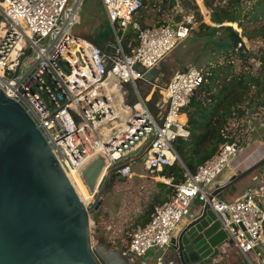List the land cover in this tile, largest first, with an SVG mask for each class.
<instances>
[{
	"label": "built area",
	"instance_id": "1",
	"mask_svg": "<svg viewBox=\"0 0 264 264\" xmlns=\"http://www.w3.org/2000/svg\"><path fill=\"white\" fill-rule=\"evenodd\" d=\"M83 1L0 0V90L24 107L66 176L74 171L81 179V171L102 158L104 176L110 173L127 179L140 165L146 177L164 182L161 172L181 163L173 143L189 137L184 111L207 81L206 70L193 66L176 70L164 89L151 86L144 73L158 66L188 37L196 24L195 12L184 14L177 23L168 17L157 26L141 27L132 18L145 9L144 0H100L115 39L108 45L114 53L107 54L74 34ZM206 15L208 18L210 13L206 11ZM119 31L136 38L129 53ZM111 80L128 86L137 97L136 112L129 114L128 121L119 111L123 101L115 94V86L108 85ZM139 82L150 88H142ZM153 89H159L162 101L160 119L149 111V97L144 99L140 94V90ZM262 116L259 120L263 125ZM235 129L234 124L228 129L235 140L222 144L195 174L186 171L184 181L173 186L169 200L154 209L145 225L136 228L123 252L127 258H142L152 250L162 253L183 218L192 217L191 208L197 200L201 206L208 204L245 258L254 256L252 262L246 259L247 264H264V195L258 199L255 190H247L235 200L213 197L208 201L212 196L209 187L224 170L233 167L243 150L244 138ZM261 139L264 142V134Z\"/></svg>",
	"mask_w": 264,
	"mask_h": 264
},
{
	"label": "water",
	"instance_id": "2",
	"mask_svg": "<svg viewBox=\"0 0 264 264\" xmlns=\"http://www.w3.org/2000/svg\"><path fill=\"white\" fill-rule=\"evenodd\" d=\"M114 50L104 48L107 54ZM164 75L158 65L144 73V79L164 89ZM140 94L149 97L146 105L156 117L160 94L149 90ZM130 95L126 104L134 114L137 97L131 89ZM103 166V159L96 158L81 171L88 193L94 194L93 203L85 206L33 119L0 90V264H130L120 249L103 244L90 249L89 218L101 205L110 176L96 185ZM236 181L217 188L208 201L231 196ZM233 246L213 211L203 204L171 238L159 264H225Z\"/></svg>",
	"mask_w": 264,
	"mask_h": 264
},
{
	"label": "rangeland",
	"instance_id": "3",
	"mask_svg": "<svg viewBox=\"0 0 264 264\" xmlns=\"http://www.w3.org/2000/svg\"><path fill=\"white\" fill-rule=\"evenodd\" d=\"M232 1L234 0H145V9L142 12H137L132 18L137 23L138 21L135 18L140 13L144 15L148 12L150 14L149 17L156 15L165 20L169 16V18H173L177 22L181 20L184 14L195 12L196 24L188 34L189 44L191 43L192 48L182 46L186 42L180 43L179 47L175 48V53L173 51L159 64L161 72L165 74L164 82H167L176 70L184 69L177 67L178 63H181V60L189 61L197 69L202 67L215 68L217 70V78L221 81V78L228 75L230 69L232 72L239 71L243 66L245 58H249L248 62L252 65L253 69L252 75L255 74L258 69V64L255 63L256 58L264 57V36L261 33L264 29V17H260V13L264 14V3L254 11L255 14L258 13V19L250 20L248 18L244 20L242 17L243 13L250 10L257 0H243L240 3V7L234 5ZM158 6L160 7L159 11L157 10ZM219 6L227 9L232 8L234 14L239 16L238 23L241 22L245 26V31L242 33L236 24H232V26H230V23L222 24V26L231 27L238 34L241 45H235L229 31L220 28L219 25H215L211 21L214 26H211L212 24L207 22L206 17L208 15H206V11L211 14L210 8ZM177 10L179 13H177ZM211 28L215 30L213 31ZM74 34L91 43H97L99 45L98 48L101 49L114 42L115 39L109 28L100 0H84L82 2ZM119 36L123 40L124 33L119 31ZM111 37L112 39L107 41V38L110 39ZM100 42L102 43L101 45L99 44ZM235 49H238L244 55L241 57L237 56V53L234 52ZM228 61L232 62V68L228 67ZM223 66L225 69L222 68ZM218 67L220 68L218 69ZM139 85L142 88H150V85H146L143 82H139ZM256 92L257 88H253L250 93V107L246 113L240 119L230 122V124L236 126L237 129L235 131L240 138H244V142L247 139H252L256 134L260 136L264 134V124L262 125V120H259L263 116L260 113H254L261 111L259 106L262 105L261 96L258 97ZM254 116H256V119ZM252 130H256L257 132L248 135ZM244 142L243 145L245 144ZM141 168L140 165H136L132 170L131 176L127 179L119 178L116 174H111L106 180L100 198L101 205L89 218V244L93 250L96 245L102 244L95 242L98 238H102L105 242L103 245L108 248H116L113 243H117V241L123 239V242L127 243L132 233L139 227L141 217L144 216L146 211L150 207L158 206L159 201L170 193V186L166 185V188L162 190L160 186L163 183L157 179L146 177ZM198 205L199 203L195 200L193 208H197ZM184 221L185 218L179 223L178 227ZM233 250L236 249L234 248ZM122 252H124L123 248ZM160 254V251L152 250L140 260L136 258L135 260H131L130 264H140V262L153 264L156 257ZM253 257L251 255L246 259L252 262ZM240 260L244 264H247L244 257ZM261 260H264V255L261 257Z\"/></svg>",
	"mask_w": 264,
	"mask_h": 264
},
{
	"label": "trees",
	"instance_id": "4",
	"mask_svg": "<svg viewBox=\"0 0 264 264\" xmlns=\"http://www.w3.org/2000/svg\"><path fill=\"white\" fill-rule=\"evenodd\" d=\"M242 1L243 0H234L232 3L240 7ZM263 3L264 0H257L250 10L243 13L242 17L244 20L248 18L250 20L258 19V13L255 14L254 11L258 7H261ZM210 9V21L215 25H219L220 28L229 31L235 45H241L238 34L233 31L231 27L221 26L226 23H230V26L236 24L237 28L241 29L242 33H244L245 26L241 22L238 23L239 16L234 14V10L222 6ZM260 14V17H264V14ZM211 29H213V31L215 30L214 28ZM261 33L264 36V29ZM111 39L112 37L110 39L107 38V41ZM131 39V34L128 32L122 41V45L125 47L127 53H129L130 49H126V47ZM99 44L101 45L102 43L100 42ZM94 45L99 47L97 43ZM135 45L136 44H132L131 47ZM104 48L102 47V49H99L103 50ZM235 50L234 52L237 53V56L241 57L244 55V53L239 52L238 49ZM248 59L249 58H245L242 64L243 66L239 71L232 72L230 69L228 75L221 78L222 82L217 78V70L215 68L204 67L207 81L197 89L192 96L190 104L184 111L187 117L186 126L189 137L187 139H177L173 143L175 153L181 163L165 168L160 174L171 181L169 185L170 193L168 192V195H172L174 190L173 186L184 181L183 175L186 171L190 174H195L198 167L211 159L222 144L235 140L231 138L228 133L229 126L231 125L230 122L240 119L246 113L247 109L250 107V93L253 88H257L256 95L258 97L261 96L262 99V105L259 106L261 111L254 113L264 115V57L256 58L255 63L258 64V69L254 75H252L253 69ZM227 63L228 67L232 68V62L228 61ZM219 68L220 67H218V69ZM222 68L225 69L224 66ZM161 187L164 188L166 186L162 184ZM162 203L163 200L159 202L158 206ZM154 208L155 207H150L149 210L146 211L144 216L141 217L139 226H143L149 221L154 212ZM95 242L105 243L102 238H98Z\"/></svg>",
	"mask_w": 264,
	"mask_h": 264
},
{
	"label": "crops",
	"instance_id": "5",
	"mask_svg": "<svg viewBox=\"0 0 264 264\" xmlns=\"http://www.w3.org/2000/svg\"><path fill=\"white\" fill-rule=\"evenodd\" d=\"M157 8H158L157 10L159 11L160 7L158 6ZM140 12H142V10ZM177 13H179L178 10H177ZM145 14L141 15V13H140V15L137 18H135L141 27H153V26H157L159 24H162L165 21V19H161L160 17H158L156 15H152L149 17L150 14L148 12ZM173 22L177 23L179 21L175 22L173 20ZM207 22L209 24H212L210 22L209 17L207 18ZM211 26H214V25L212 24ZM126 34L127 33H125L124 36ZM130 34H131L132 39L127 44L126 49L131 50L136 46L135 45L134 47H131L132 44H136V38H135L134 34H132V33H130ZM123 39H124V37H123ZM185 42H186V44L182 45V46H184V47L188 46V47L192 48L191 43L189 44V38L188 37L181 44H183ZM123 48L125 50L124 46H123ZM175 50H174V53H175ZM125 52H126V50H125ZM189 66H192V64L189 61H185V60H181V63L179 62L177 65V67H179V68L180 67L187 68ZM160 101H161V99H160ZM157 107H158L157 112H156L157 116L155 118L160 119L161 113L163 111L162 101L160 102L159 106H157ZM244 143L245 144L243 145V150H242L241 154L239 155L238 159L234 162L233 167L231 169L224 170L219 176H217V178L214 180L212 185L209 187L210 189L208 190V192L211 195L215 192V190H217V188L228 186V184L230 183V181L232 179L237 180L235 182V184H233V188H234L233 193L231 194V196H229V195L221 196L220 195L221 196L220 199L226 200V201L235 200L238 197H240L247 190H255L257 193L258 199H260L264 195V168H263V166H264V148L261 147L264 142H262L261 136L256 134L252 137V139H247ZM162 178H163V180H166V181L170 180V179L165 178L164 176H162ZM166 181L163 182L161 180L160 182L166 186ZM164 188H166V187H164ZM164 188L161 187L162 190H164ZM225 192L229 193L230 189H227ZM170 196L171 195H165V197L162 198L163 203L165 201H168ZM159 202H161V201H159ZM200 206H201V204L199 203L197 208H193L194 207V203H193V206L191 208V214H194L200 208ZM156 207H158V206H156ZM188 221H189V217H185V221L182 222L181 224L182 225L186 224ZM182 225L177 227L173 236L176 235V233L180 230ZM123 241H124V239L117 241V243H113V245L116 246V248L120 249L121 251H122V248L123 249L125 248L124 250H126L129 241L127 243H125ZM234 248H235V246L231 247L226 252V256H225L226 258L224 261L225 264H244L240 259H243V257H244V260L246 262V258H245L246 256L242 255L236 248H235L236 250H233ZM233 251H235V253H233ZM250 256L251 255H248L247 257L249 258ZM136 259L140 260L141 258H136ZM128 260H129V262H131V260H135V258H133V259L128 258ZM157 263H158L157 260H155V262L153 264H157ZM140 264H146V263L140 262Z\"/></svg>",
	"mask_w": 264,
	"mask_h": 264
},
{
	"label": "bare ground",
	"instance_id": "6",
	"mask_svg": "<svg viewBox=\"0 0 264 264\" xmlns=\"http://www.w3.org/2000/svg\"><path fill=\"white\" fill-rule=\"evenodd\" d=\"M108 85L109 86H115V88H116L115 94L118 95L119 98H121L123 101L120 103L119 111H120L121 115L123 117H125V119H126L125 121H128V116L130 113V106L126 103L128 100L131 99L130 88L128 86L120 85L116 81H112V80L109 82ZM154 92H157V89H153L151 91V93H154ZM118 101H119V99L117 97H115V105L116 104L118 105ZM98 151H100L99 148L95 152H98ZM104 173L105 172L102 170L98 179H97L96 185L99 184V182L101 181V178H103V176H104ZM67 176H68L69 181L73 185L75 191L77 192L79 198L81 199L82 203L85 206H87L88 204H90L91 202L94 201V194L88 193L85 185L81 181L77 172L73 171L71 173H68Z\"/></svg>",
	"mask_w": 264,
	"mask_h": 264
},
{
	"label": "flooded vegetation",
	"instance_id": "7",
	"mask_svg": "<svg viewBox=\"0 0 264 264\" xmlns=\"http://www.w3.org/2000/svg\"><path fill=\"white\" fill-rule=\"evenodd\" d=\"M151 93V92H150Z\"/></svg>",
	"mask_w": 264,
	"mask_h": 264
}]
</instances>
